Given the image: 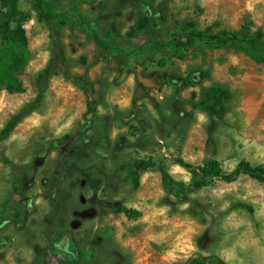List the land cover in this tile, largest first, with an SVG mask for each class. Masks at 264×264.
I'll use <instances>...</instances> for the list:
<instances>
[{
	"label": "rangeland",
	"instance_id": "obj_1",
	"mask_svg": "<svg viewBox=\"0 0 264 264\" xmlns=\"http://www.w3.org/2000/svg\"><path fill=\"white\" fill-rule=\"evenodd\" d=\"M20 8L29 18L24 92L0 84V130L51 72L41 107L0 142V264H184L199 255L264 264V185L241 176L195 188L175 162L217 159L222 173L242 161L264 166V63L231 48L150 49L155 36L186 29L264 30V0H59L64 25H48L29 0ZM144 15L159 27L137 29ZM94 33L125 53L99 47ZM8 45L0 37V52ZM139 67L161 86L135 100ZM190 73L209 77L186 86L179 102L166 80ZM211 86L231 95L224 121L195 107ZM139 159L165 165L185 191L167 189L157 168L126 181ZM119 205L141 217L116 213ZM67 233L71 251L54 249Z\"/></svg>",
	"mask_w": 264,
	"mask_h": 264
},
{
	"label": "trees",
	"instance_id": "obj_2",
	"mask_svg": "<svg viewBox=\"0 0 264 264\" xmlns=\"http://www.w3.org/2000/svg\"><path fill=\"white\" fill-rule=\"evenodd\" d=\"M34 9L38 12L40 18L48 25L56 21L60 25H64L66 20L60 19V15L54 6L59 4V0H29ZM29 18L20 8V0H0V37L7 40L9 45L0 52V84L9 93L24 92V85L19 77V73L26 65V60L20 53L21 50L28 46V37L25 25ZM162 21L164 18L161 19ZM137 29L151 31L152 28H158L157 21H152L148 15H144L136 25ZM135 32L133 29L129 36ZM93 37L99 47H103L109 51H119V44H106L101 35L94 33ZM199 45H205L213 48H231L239 52L248 54L252 60L258 64L264 63V30L259 28L253 34L240 35L228 30H221L213 33V27H207L205 30L186 29L183 33L173 34L169 39H162L155 36L152 39L150 49L154 52H162L166 48L181 50L183 48H195ZM127 56L122 55V60L127 61ZM51 68L42 71L37 79L38 96L35 101L26 105L22 110L15 114L10 121L0 130V142L8 139L15 128L29 115L37 111L44 100V96L48 89V82ZM202 77H209L208 73L199 75L198 73H190L187 77H176L175 79H167L166 83L176 86V95L179 102H182L181 93L188 85H192ZM230 93L221 86H211L204 88L200 93V101L195 106L202 108L212 117L225 120L226 103L230 100ZM136 103V102H135ZM192 117L193 113L187 115ZM210 144L216 145L213 141L212 134L209 136ZM216 154V149L214 151ZM175 162L190 173L193 177V185L195 188H202L208 185L210 181L215 179L226 183H234L241 176H248L264 185V166H253L247 161L240 162L231 173H222L220 163L217 159H213L206 166H196L181 157H177ZM157 168L161 173L163 185L169 190L185 191L186 185L182 181L176 180L163 164L158 165L151 159H139L132 165L130 172L126 176V181L138 182L143 172ZM252 212V208L247 205H241ZM116 213L124 214L130 219H138L141 213L136 210L126 208L119 205L114 209ZM184 264H228L222 259L209 258L207 256H196L191 258Z\"/></svg>",
	"mask_w": 264,
	"mask_h": 264
},
{
	"label": "flooded vegetation",
	"instance_id": "obj_3",
	"mask_svg": "<svg viewBox=\"0 0 264 264\" xmlns=\"http://www.w3.org/2000/svg\"><path fill=\"white\" fill-rule=\"evenodd\" d=\"M140 68V67H139ZM137 71H138V68H137ZM141 74H142V72H141ZM151 81L154 83V84H156L157 86H161L160 84L161 83H158L156 80H154V79H151ZM136 83H137V91H138V89L142 86V84L139 82V80H138V75L136 76ZM150 89H157V88H146V95H147V93H149V90ZM145 95V96H146ZM150 101H151V98H150ZM86 213H83L82 214V216L83 215H85ZM87 214L88 215H92V212H87ZM78 225H79V223H74V227L76 228V227H78ZM70 236H71V234L70 233H67L64 237H63V239L61 240V242L60 243H55V245L53 246L54 247V249L55 248H58V249H62L63 251H66V253H69L71 250H70Z\"/></svg>",
	"mask_w": 264,
	"mask_h": 264
},
{
	"label": "water",
	"instance_id": "obj_4",
	"mask_svg": "<svg viewBox=\"0 0 264 264\" xmlns=\"http://www.w3.org/2000/svg\"><path fill=\"white\" fill-rule=\"evenodd\" d=\"M141 69H142L141 67L138 69L137 75H138V80L142 84V86L136 92L135 100H138L146 95V88H157V89L160 88V86H157L156 84H154L151 81V79L144 77L141 74ZM151 102L153 103V105L155 106L157 105V102L154 98H151Z\"/></svg>",
	"mask_w": 264,
	"mask_h": 264
}]
</instances>
